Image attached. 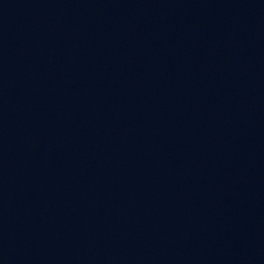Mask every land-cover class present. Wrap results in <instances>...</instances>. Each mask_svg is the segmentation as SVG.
<instances>
[{
  "label": "water",
  "instance_id": "obj_1",
  "mask_svg": "<svg viewBox=\"0 0 264 264\" xmlns=\"http://www.w3.org/2000/svg\"><path fill=\"white\" fill-rule=\"evenodd\" d=\"M264 28V0H0V186Z\"/></svg>",
  "mask_w": 264,
  "mask_h": 264
}]
</instances>
